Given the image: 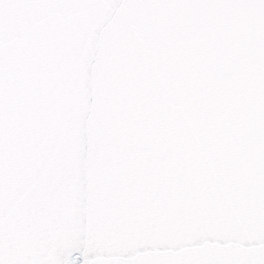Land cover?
<instances>
[{"label": "water", "instance_id": "water-1", "mask_svg": "<svg viewBox=\"0 0 264 264\" xmlns=\"http://www.w3.org/2000/svg\"><path fill=\"white\" fill-rule=\"evenodd\" d=\"M3 264H264V0H0Z\"/></svg>", "mask_w": 264, "mask_h": 264}, {"label": "snow or ice", "instance_id": "snow-or-ice-1", "mask_svg": "<svg viewBox=\"0 0 264 264\" xmlns=\"http://www.w3.org/2000/svg\"><path fill=\"white\" fill-rule=\"evenodd\" d=\"M0 264H3V261H0ZM77 264H79V262L77 261Z\"/></svg>", "mask_w": 264, "mask_h": 264}]
</instances>
